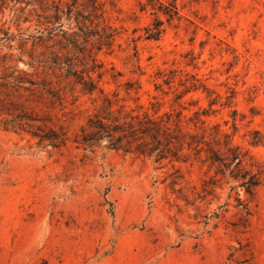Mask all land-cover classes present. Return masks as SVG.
<instances>
[{
	"label": "rangeland",
	"instance_id": "374dc122",
	"mask_svg": "<svg viewBox=\"0 0 264 264\" xmlns=\"http://www.w3.org/2000/svg\"><path fill=\"white\" fill-rule=\"evenodd\" d=\"M101 91L121 117L206 129L257 173L264 0H0V264H264V181L250 196L205 153L88 150ZM50 130L59 148L36 137Z\"/></svg>",
	"mask_w": 264,
	"mask_h": 264
},
{
	"label": "trees",
	"instance_id": "16d2710c",
	"mask_svg": "<svg viewBox=\"0 0 264 264\" xmlns=\"http://www.w3.org/2000/svg\"><path fill=\"white\" fill-rule=\"evenodd\" d=\"M161 7H163L162 4ZM97 11L98 8L92 6V12L97 14ZM61 14L63 11L60 10V6H57L55 19L60 20ZM84 20L88 21L85 18ZM90 24L92 27L94 22H90ZM160 33V30L155 28L150 30L149 37H157ZM50 35L52 36L53 33L51 32ZM112 37L113 35H110L107 38ZM97 89L98 86L90 78L88 93L93 95ZM101 93L104 94V91ZM104 95L105 102L108 104L107 112H104L103 116L95 115L89 120L88 135H84L78 142L81 146L88 147V150L96 151L99 148H107L123 151L126 154L154 158L157 163L168 158L172 162L186 163L192 157L201 159V154L205 153L206 158L203 162H210L212 166L219 165L216 172L217 176L221 175L226 178L229 171V178L239 182L240 186L245 188L246 193L250 196H254L256 189L264 181L263 166L251 164V167L257 168V173L248 171L243 167L244 159L239 149L227 144V153H222L220 149L213 146L212 142L207 140L206 129L203 130L202 134L184 131L180 126V121L174 125L171 124L172 118L168 114L156 118L148 114L142 116L127 113L121 117L122 109L113 111L112 102L108 95ZM36 137L39 138L40 144H48L53 148H59L65 143V139L52 130L42 131V134H38ZM104 143H106L105 147L102 146ZM261 143L257 137L252 145L259 146ZM186 149L190 153H185Z\"/></svg>",
	"mask_w": 264,
	"mask_h": 264
}]
</instances>
